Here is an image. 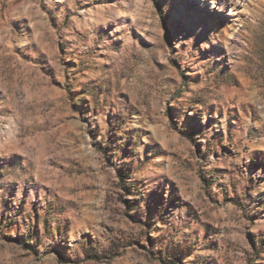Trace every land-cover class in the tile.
Segmentation results:
<instances>
[{"label":"rangeland","instance_id":"1","mask_svg":"<svg viewBox=\"0 0 264 264\" xmlns=\"http://www.w3.org/2000/svg\"><path fill=\"white\" fill-rule=\"evenodd\" d=\"M216 1L0 0V264H264V0Z\"/></svg>","mask_w":264,"mask_h":264},{"label":"bare ground","instance_id":"2","mask_svg":"<svg viewBox=\"0 0 264 264\" xmlns=\"http://www.w3.org/2000/svg\"><path fill=\"white\" fill-rule=\"evenodd\" d=\"M203 1H208V3L210 4L209 5V8L211 10L213 9H220L222 11H224L225 9L224 8H220V7H224V5H220V3H218L216 0H200V2H203ZM239 6H242V3L239 2L238 4ZM238 6V7H239ZM241 10L240 9H236L234 13H240Z\"/></svg>","mask_w":264,"mask_h":264}]
</instances>
